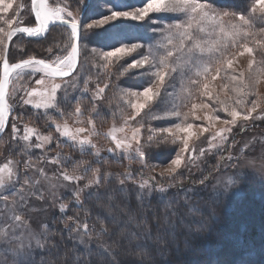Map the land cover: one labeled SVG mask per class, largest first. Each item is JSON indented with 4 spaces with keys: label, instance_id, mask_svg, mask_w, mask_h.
Masks as SVG:
<instances>
[{
    "label": "snow or ice",
    "instance_id": "snow-or-ice-1",
    "mask_svg": "<svg viewBox=\"0 0 264 264\" xmlns=\"http://www.w3.org/2000/svg\"><path fill=\"white\" fill-rule=\"evenodd\" d=\"M82 5L83 0H77L76 9L72 10L67 3L61 6L49 3V0H31L36 26L29 27L23 26V3L0 0V134L8 127V118L13 111L8 100L13 77L24 73L34 77L42 73V77L36 80L41 89H25L21 106L42 109L45 117L55 126V131L72 146L78 147L82 154L86 148H91L96 156H100V150L91 139L92 135L98 134L94 118L87 116L90 128L73 129L60 107L61 102L72 103L67 89L58 98L57 93L62 89L60 83L53 82L50 88L45 86L46 79L54 81L57 77H70L73 73L79 80L81 72L78 66L81 69L85 67L80 64V56L83 50H88L103 62L100 65L93 62V67L99 66L107 71L119 65L118 76L137 70V76L147 78L137 90L115 86L114 98L132 111L129 113L120 109L123 123L119 127L113 124L106 133L115 144L114 149L107 151L115 154L119 150L129 161L140 163L142 169L136 176H133L130 167L122 174H115L118 193L113 189L101 191L111 182L113 173H102L99 167H84L78 171L84 162H74L70 173L61 163L60 154H57L48 162L61 166L59 178L62 181L76 185L71 189V202L77 206L74 209L77 214L68 216L69 203L64 200L57 203L56 191L67 185L55 182L59 179L55 174L50 177L43 168L36 167L43 161L34 163L29 157L24 162L23 172L32 171L34 174L25 175L21 181L19 162L8 160L0 167V224L4 226L0 231V250L4 253L0 264H125L128 257L136 264H155L152 250L165 255L182 225L177 223V210L169 203L162 218L165 226L162 228L161 217L156 214L149 197L156 191L161 193V200L166 199L163 194L174 186L172 178L184 164L185 154L190 150L189 142L214 129L217 122L226 127L215 130L211 139L220 138L223 143L228 139L226 134H230L238 122L246 124L258 112L255 119L264 120V93L260 89L264 84V0H253L247 15L218 8L212 0H145L142 6L132 8L112 5L102 16L83 24L78 18ZM151 14H175L181 18L165 24L160 30L161 38L155 44L126 41L120 31L121 25L116 22H144ZM257 21L261 26L257 27ZM150 22L157 21L153 18ZM56 23L70 29V43L61 49L62 55H56L50 61L30 56L19 62H9L8 46L13 37L18 34L41 37L50 24ZM89 36L105 43L89 48L84 42ZM48 51L51 53L52 49ZM136 53L139 55L130 62L121 64ZM241 57L247 58L244 70L236 67ZM109 79L106 78L103 86L96 83L94 90L89 88L90 77L83 82L82 93H91L94 103L89 111L97 113V118L99 113L95 102L104 99ZM217 81L220 82L218 85ZM72 87L75 90L77 84ZM50 109L60 113L64 120L62 124L52 119ZM84 112L77 99L68 117L77 124H83ZM219 112L226 114V118L216 115ZM142 113L154 121L174 122L168 126L148 125L145 138V124L140 121L135 126L131 124ZM197 121L207 123L197 124ZM84 133L90 135L82 138ZM11 136L24 142V154L34 148L43 150L53 142L52 135L41 134L27 124L22 135L15 124L11 125ZM33 137L37 141L35 144L32 143ZM142 140L146 143L142 144ZM153 142L156 147L162 144L179 145V151L166 166L149 164V153L145 147L151 149ZM157 169L159 177L168 178L166 184L157 182L156 175H152ZM145 170L149 172L147 177ZM35 173L39 174L38 178ZM81 180L85 181L82 187ZM128 182L134 185L133 189L127 187ZM85 192L93 207L99 210L94 220L90 219L92 211L83 206ZM45 193L53 206L58 207L59 213L65 214L61 220L67 237L50 228L46 222H33V218L27 215L37 211L30 201L33 198L44 201ZM133 198L137 202L135 206L131 203ZM150 216L154 223L150 222ZM66 239L72 241L70 250L64 247ZM80 247H83V252L79 251Z\"/></svg>",
    "mask_w": 264,
    "mask_h": 264
},
{
    "label": "rangeland",
    "instance_id": "rangeland-1",
    "mask_svg": "<svg viewBox=\"0 0 264 264\" xmlns=\"http://www.w3.org/2000/svg\"><path fill=\"white\" fill-rule=\"evenodd\" d=\"M17 3H23L25 5L24 10L21 12L23 26L34 27L36 24L34 14L31 12V0H17ZM49 3L59 4L61 6L67 3L72 10H75L77 7V0H49ZM144 3L145 0H83V5L80 8L78 18L83 24L85 22H90L96 17L102 16L112 5H126L128 8H132L142 6ZM153 18L156 19V23L150 22ZM180 18V16L175 14H151L149 20H145L144 22L117 21L116 23L121 25L120 31L123 33L126 41H139L146 44H155L156 41L161 38L160 30L164 27V25L172 23ZM256 23L257 27L261 26L259 21ZM69 32L70 29H68L67 26L56 23L50 28L48 33L40 39H31L23 35H18L11 50L10 63L19 62L21 59H26L30 56H35L38 59L50 61L54 59L56 55H62L63 52H61V49L70 43ZM45 38L48 39L43 41ZM38 41L42 42L37 43ZM84 42L88 43L89 48L100 47L105 43L103 40L93 36H89L88 40ZM49 48L52 49L51 53L48 51ZM64 50L66 51L67 49ZM141 51H144V49ZM137 55H139V53L134 54L133 57H127L125 61H121V64L130 62ZM246 60V57H241L236 67L239 70H244L246 68ZM86 61L87 63H85ZM93 62H95L97 65L103 63L98 59V57L93 56L90 51L83 50L80 57V64L85 65V67L81 69L78 66V71L81 72L79 80L76 79V73H74L73 76L67 79L61 77L55 78L54 81L51 79H46L45 86L50 88L53 82L60 83L62 89L57 93L58 98L62 97L63 90L67 89L69 93V100L72 103L68 104L61 102L60 107L63 109L64 117L68 118V123L73 129L77 127L90 128V125L87 122V116L91 115L94 118L96 132L98 134L92 135L91 139L100 150V156H96L94 154V150L91 148H86L85 152L82 154L78 147L72 146L71 142L65 140L60 136L59 133L55 131V126L51 124L47 117H45L42 109L35 110L31 105H25L23 107L21 106V97L24 95L25 89L40 90L41 86L36 83V80L40 79L43 75L42 73H37L33 77L29 76L28 73H24L20 77L14 76L12 83L9 86V103L13 106H16L18 112L13 116L8 130L6 129L7 132L5 131L4 135L0 139V167H2L4 163L8 162V160L18 161L20 168V179L22 181L25 175L31 176L34 174L32 171H29L28 173L23 172L24 162L30 157L34 163L38 160L43 161L41 163H37L36 167L43 168L48 176L51 177L53 174H55L59 178L61 166L51 164L48 161L51 158L56 157L57 154H60L61 163L70 173L73 170L74 162H84L81 164L80 168L77 169L78 171H82L84 167L93 166L88 165L83 159H80L81 161L76 160L74 155H77L78 157L80 156L82 158L85 155H90L93 159L102 161V167L100 165L96 166L101 169L102 173L109 172L105 169L106 166L110 165L115 169L111 172L113 173L112 179H115V174H122L129 167L131 170L134 168L140 170L142 169V165L140 163L129 161L119 150H116L115 154L108 152L107 149H114L115 144L106 135V133L112 128L113 124L119 127L123 123L120 116V109H124L125 112L129 113L132 111L131 109H128L122 102H118V100L114 98L116 94L115 86L119 85L137 90L142 84L146 82L147 78L137 76L135 74L137 70H132L125 76H118L117 69L119 68V65L109 68L107 71H105V69L102 67H93ZM0 71H2V69H0ZM88 77H90L92 81L89 83V88L92 90L95 89L96 83H100L101 86H103V82H105L106 78L110 77L108 80L109 88L105 90L104 99L95 102L98 105L99 118H97V113L89 111L94 103L91 98V93H82L83 82ZM74 83L77 84L75 90H73L72 87ZM216 83L218 85L220 82L217 81ZM260 89L261 92L264 93V84L260 86ZM176 90H179V83L177 84ZM77 99H79V102L85 109L83 124H77L75 123L74 119L68 117V113L72 111V106L75 104ZM113 112H115V116L113 115ZM49 113L52 119H54L56 122L61 124L64 122L60 113L52 109L49 110ZM258 114L259 112L253 114V119ZM216 115H219L221 119L226 118V114L223 112L216 113ZM137 121L145 124V129L143 131L145 138L148 134V125L153 127L168 126L174 122L154 121L148 117H145L144 113H142L140 117H137L135 121H131V124L135 126ZM250 122L251 121L247 123ZM196 123L206 124L207 122L197 121ZM13 124H15L17 128L20 129L21 135L23 134L25 124H27L30 127H35L41 134L52 135L53 142L49 145H46L43 150L34 148L31 150V152L24 154V142L19 139L14 140L11 136V125ZM246 124L242 121L238 122V125L232 128V132L230 134H226L228 139L223 143L220 142V138H217L216 140L211 139L215 130L226 127L219 122L215 124V128L211 131L202 134L198 139L193 138L189 142L190 150L189 153L185 154L184 164L176 176L172 178L175 183L186 182L194 178L195 182L191 181L190 189L187 190L185 196H188L189 194L194 196L201 195L210 199V201L219 200L231 206L235 203H239L238 201L244 196V193L248 190L247 188L250 186L253 187L252 183L254 181L264 185V134L248 133L241 138L236 137V141L233 142L235 132L242 127L241 125ZM89 135L90 133H84L82 134V138ZM119 135L122 136L123 134ZM57 141H59V146L57 145ZM32 143H37L35 137H33ZM141 143L145 144L146 140H142ZM227 149L228 153L226 154ZM145 151L149 153V164H159L161 166H166L170 159L174 158V154L179 151V145L162 144L159 147H156L155 142H153V147L149 149L146 146ZM66 157H70L71 159L65 160ZM110 162L111 164H109ZM212 168H216L217 171L208 175ZM133 172L134 171H132V174ZM158 172L159 169H157L155 173H152V175H156L157 180H168L167 177H159ZM35 175L37 178L39 177L38 173H35ZM88 175L90 176L91 173ZM144 175L147 177L149 172L145 170ZM133 176L136 175L133 174ZM201 179H205L206 182H201ZM55 182L67 185V187H61L56 190L58 195L57 203H59L60 200H64L70 205L71 201H69V199H72L71 189L75 188L76 185L70 184L67 181H62V178H59ZM84 183L85 181L81 180L80 186L82 187ZM175 183L172 187L173 189H176ZM127 184H129V186L133 185L131 182H128ZM170 188H168V190ZM158 193L159 192L154 191L152 196H156V194L159 196ZM5 194L10 193L5 192ZM86 197L87 192H85L84 196L82 197L84 203ZM30 204L37 209V211L27 213L28 216L33 218V222L39 220L49 224L54 216L59 213L58 207L53 206L51 200L48 198L47 193H45L44 201H38L33 198L30 201ZM41 208L46 210L40 211L39 209ZM3 227V224H0V231H3ZM228 244L229 247L227 249H231L233 245H236L235 239H231L230 243ZM3 255V251L0 250V257ZM263 255L264 251L259 254V258L261 256L263 257ZM10 260L11 257H9V261ZM219 260L220 259H214L213 261Z\"/></svg>",
    "mask_w": 264,
    "mask_h": 264
},
{
    "label": "trees",
    "instance_id": "trees-1",
    "mask_svg": "<svg viewBox=\"0 0 264 264\" xmlns=\"http://www.w3.org/2000/svg\"><path fill=\"white\" fill-rule=\"evenodd\" d=\"M212 2L218 8L247 14L253 0H212ZM16 39L11 44L9 62ZM47 39L45 38L43 41ZM40 42L42 41L37 43ZM12 108L13 111L7 130L13 116L18 112L16 106L12 105ZM248 133L264 134V120L254 118L250 123L241 127L235 132L233 142L236 141V137L241 138ZM74 157L76 160L83 159L88 165H93L92 167L98 165L102 167L103 165L102 161H97L90 155H85L83 158L77 155H74ZM105 170L112 172L115 169L108 165ZM132 171H134L133 174L137 175L140 169L134 168ZM216 171V168H212L208 175ZM191 181L195 182L194 178L186 182L175 183L176 189L169 187L170 189L163 194L166 197L165 200L160 199L161 193H158L159 196L156 194V196L149 197L151 204L156 209V214L161 217L162 228L165 227L162 218L166 214L165 209L169 203L177 210V223L182 225L175 234L174 244L169 245L165 255L161 256L155 249L152 250L155 264H264V255L259 258V254L264 251V185L254 181L252 183L253 187L247 188L248 190L238 201L239 203L230 206L223 201H210V199L201 195L189 194L185 196L187 190L190 189ZM200 181L206 182L205 179ZM157 182L167 183L166 180H157ZM127 187L129 189L134 188L133 185L129 186V184H127ZM109 189L117 190L118 193V185L115 179H112L101 191ZM69 201H72V199H69ZM131 203L135 206L137 202L133 198ZM83 206L92 211L93 217H90V219L94 220V216L99 210L94 208L93 203L87 198ZM76 207L71 202L66 215L75 216L77 214L74 211ZM80 214L83 215L82 212ZM62 215L65 214L58 213L48 225L67 237V232L61 220ZM150 222L154 223L151 216ZM233 238L236 245H233L231 249H227L229 247L228 243ZM64 247L70 250L72 241L66 239ZM79 251L83 252V247H80ZM214 259L220 260L213 261ZM125 264H136V261L128 257L125 258Z\"/></svg>",
    "mask_w": 264,
    "mask_h": 264
},
{
    "label": "water",
    "instance_id": "water-1",
    "mask_svg": "<svg viewBox=\"0 0 264 264\" xmlns=\"http://www.w3.org/2000/svg\"><path fill=\"white\" fill-rule=\"evenodd\" d=\"M34 14V13H33ZM35 17V16H34ZM55 25V24H54ZM54 25H51L50 27H49V29H48V31L50 30V28L52 27V26H54ZM36 26V25H35ZM34 26V27H35ZM48 31L45 33V35L48 33ZM18 35H23V36H25V37H27L25 34H18ZM17 35V36H18ZM44 35V36H45ZM17 36H15V37H13V40H14V38H16ZM44 36H41V37H27V38H31V39H40V38H42V37H44ZM12 40V41H13ZM11 44H12V42L9 44V46H8V52H9V54H10V48H11ZM74 74V73H73ZM73 76V75H72ZM71 77V76H70ZM70 77H65L64 79H67V78H70ZM10 117V116H9ZM8 123H9V118H8ZM6 129H7V127H6ZM6 129H5V131H6ZM5 131H4V133H5ZM4 133H2V134H0V139L2 138V136L4 135Z\"/></svg>",
    "mask_w": 264,
    "mask_h": 264
},
{
    "label": "bare ground",
    "instance_id": "bare-ground-1",
    "mask_svg": "<svg viewBox=\"0 0 264 264\" xmlns=\"http://www.w3.org/2000/svg\"><path fill=\"white\" fill-rule=\"evenodd\" d=\"M51 25H54V24H50L49 27H50ZM44 35H45V33H44L42 36H44Z\"/></svg>",
    "mask_w": 264,
    "mask_h": 264
}]
</instances>
